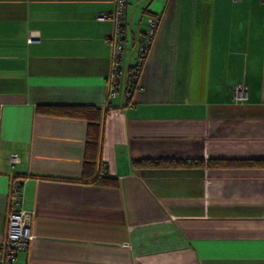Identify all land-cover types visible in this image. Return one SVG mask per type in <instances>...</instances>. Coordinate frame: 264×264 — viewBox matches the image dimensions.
I'll return each mask as SVG.
<instances>
[{"label":"crops","instance_id":"0c3cea01","mask_svg":"<svg viewBox=\"0 0 264 264\" xmlns=\"http://www.w3.org/2000/svg\"><path fill=\"white\" fill-rule=\"evenodd\" d=\"M113 9L0 0V241L9 212L32 216L11 264H264V168L131 167L264 159V2L127 0L126 73L145 20H159L129 102L124 79L108 95L112 22L96 16ZM101 172L117 186L93 184Z\"/></svg>","mask_w":264,"mask_h":264},{"label":"built area","instance_id":"2783aa9c","mask_svg":"<svg viewBox=\"0 0 264 264\" xmlns=\"http://www.w3.org/2000/svg\"><path fill=\"white\" fill-rule=\"evenodd\" d=\"M237 2L239 0H231ZM264 2V0H262ZM127 0H114V9L110 13H98V20H111L112 27L105 35V39L110 46V67L107 77L108 95H117V85L124 79L125 88L123 98L130 101L132 94L138 87V79L141 73L145 58L153 43L159 20L156 17L146 19L144 31L136 42L137 58L134 66L127 73L123 70L122 57L125 47L124 41V14ZM38 39L36 31L29 32L27 41L34 42ZM247 87L244 84L233 86V99L241 102L246 98ZM18 161L16 154H12L9 162ZM20 180H13L9 190V202L13 206L21 203V185ZM32 216L29 212L21 209H14L7 214L5 231L0 241L1 264H11L17 253L28 248L32 234L30 231Z\"/></svg>","mask_w":264,"mask_h":264},{"label":"trees","instance_id":"16d2710c","mask_svg":"<svg viewBox=\"0 0 264 264\" xmlns=\"http://www.w3.org/2000/svg\"><path fill=\"white\" fill-rule=\"evenodd\" d=\"M155 17V16H149ZM146 23V20H145ZM143 25L142 33L145 28ZM141 33V35H142ZM141 37V36H140ZM140 39V38H139ZM125 41V40H124ZM138 41V40H137ZM136 41V42H137ZM132 69V68H131ZM119 84V83H118ZM125 88V83H124ZM117 85V93H118ZM124 91V90H123ZM123 95V92H122ZM129 102V101H126ZM79 113L87 118H96L98 120L99 114L97 110L88 108H79ZM224 167V168H264V159H175V158H158V159H133L131 160V167L135 170L139 169H154V168H191V167ZM98 174L97 177L91 181L93 184L103 187H116L117 181L107 175ZM1 254V251H0ZM1 264V262H0Z\"/></svg>","mask_w":264,"mask_h":264}]
</instances>
